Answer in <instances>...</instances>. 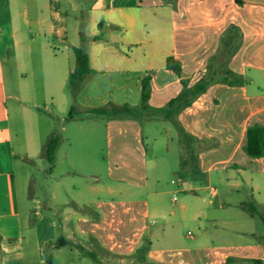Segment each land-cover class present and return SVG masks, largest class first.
<instances>
[{
    "label": "crops",
    "instance_id": "1",
    "mask_svg": "<svg viewBox=\"0 0 264 264\" xmlns=\"http://www.w3.org/2000/svg\"><path fill=\"white\" fill-rule=\"evenodd\" d=\"M43 1L0 0V264H29L15 175L17 160L23 157L14 150L6 63L17 59L18 48L25 50L32 23L56 39V49L59 45L64 50L84 46L88 54L94 73L86 77L74 96L65 98L63 88L75 61L59 81L62 105H71L79 112V119L113 102L131 107L142 104V82L148 76V104L159 110L181 94L182 80L192 87L208 75L218 74L206 93L175 115L179 127L159 115L144 121L129 117L109 121L106 139L112 147L102 157L114 162L108 171L122 185L104 184L101 176L94 175L96 183L89 187L90 197L72 200L73 209L61 213L60 245L53 246L57 251L51 264H250L246 262L253 260L264 264V208L263 220H249L255 214L247 203H219L220 208L227 206L226 213L235 219L211 220L207 227L205 220H197L198 215L191 217L196 220H155L162 218L163 212L149 201H156L160 194V149L169 154L168 140H174L165 123H173L178 132L180 186L186 185V176L194 182L204 175L211 180L214 171L229 177L230 170L246 176L250 169L264 177V158H251L244 149L247 128L264 126V0H95L91 25L97 28L90 36L79 28L80 45L68 38L64 0ZM66 2L73 11L78 10L75 0ZM31 15L35 22L29 20ZM47 16L50 21L43 22L41 18ZM15 17L22 18L21 30ZM84 22H80L81 27ZM100 34L102 38L95 40ZM230 39L233 44L229 50L238 49L225 55L224 45ZM170 57L181 64V77L167 69ZM227 71L237 75L241 83L226 82ZM59 139L60 145L62 136ZM125 160L149 161L153 174L141 176L128 164L126 169L132 173L128 177L125 166L120 167ZM115 170L121 174L116 175ZM249 182L252 191L262 187L255 179ZM243 184L234 183L236 189ZM196 190L195 186L190 188L191 192ZM116 197L121 200L116 201ZM82 206L90 212L80 213ZM42 207V201L32 197L33 216L41 222ZM189 223L195 225L197 235L188 236V232L184 238ZM188 238L193 242L187 243ZM144 244L147 253L140 260L137 250Z\"/></svg>",
    "mask_w": 264,
    "mask_h": 264
},
{
    "label": "rangeland",
    "instance_id": "2",
    "mask_svg": "<svg viewBox=\"0 0 264 264\" xmlns=\"http://www.w3.org/2000/svg\"><path fill=\"white\" fill-rule=\"evenodd\" d=\"M78 10L73 11L64 0L63 18L66 19L68 38L76 45H80L78 31L81 28L90 36L97 27L91 25V8L95 0H75ZM47 0L43 1L46 4ZM43 22L50 21V17L41 18ZM31 22L36 18L31 15ZM84 22V27L80 22ZM16 27L21 30L22 18L15 17ZM109 33H106V35ZM84 35V34H83ZM27 45L25 50L18 48L17 61L6 63V83L8 86V105L12 123L13 144L16 153L23 159L17 160L15 171L20 205L22 212L23 228L25 235V251L29 264H49L50 257H56L57 248L53 246L59 241L58 220L62 219L64 210L73 209V201H85L89 196V187L96 182L94 175L101 176L104 184L119 187L122 182L115 181L108 171V166L114 162L107 161L105 152L112 145H107V126L112 115H88L78 118L79 112L73 111L74 121H70V106L62 105L60 93V79L62 74L70 68L75 61L72 49L64 50L59 44L56 49V39L45 29H38L34 23L27 30ZM81 36V35H80ZM93 46L90 45V49ZM57 55V58H56ZM57 59V60H56ZM69 81V78H68ZM65 98L70 97L68 83L63 88ZM141 103L136 106L139 112L133 115L139 121H144L147 114L140 109ZM110 107H121L114 102ZM81 115V114H80ZM85 115V113H84ZM67 121L64 122V120ZM65 126V130L62 128ZM164 127L171 128L174 140H168L169 154L162 148L159 161L161 173L160 194L156 201L149 199L154 207L156 204L163 212V217H155V220H205L210 227L211 220H234L226 213V208H220L219 203L230 205L236 202H245L249 206L254 205L259 215L254 219L263 220L261 213L264 208V177L261 174H253L249 169L246 176L239 172L227 173L214 171L211 180L204 175L199 182H194L190 176H186V185L180 186L178 178L181 176L179 158L178 132L173 123H165ZM159 128L161 129L160 125ZM161 131H163L161 129ZM165 132V131H164ZM109 134L111 135L110 131ZM160 139V132H159ZM53 136H62V141L57 150V163L51 171V166L46 157V145ZM65 138H70L71 141ZM149 153L150 150H149ZM144 174L152 175L151 162L145 160L120 162V167L125 166V174L132 175L126 168L127 165ZM119 167V170H120ZM219 168L222 166H218ZM217 167V168H218ZM115 174L119 175L115 170ZM219 175V176H218ZM224 177L225 182L220 178ZM261 182L259 191H252L253 187L249 179ZM177 184H172V181ZM229 181V183H228ZM239 181L246 183L239 189L234 183ZM193 182V183H190ZM247 184V185H246ZM197 187L196 192H191V187ZM185 188L188 191L183 190ZM80 192L83 193V198ZM32 197L42 201L41 213L44 221H38L32 213ZM176 198V201L174 200ZM121 200L120 197L115 198ZM89 209L82 206L80 213H89ZM187 217L188 219H182ZM193 216V218H191ZM220 227L222 224H219ZM190 232V234H188ZM197 235V229L193 223H189L184 230V238ZM187 243L193 242L186 239Z\"/></svg>",
    "mask_w": 264,
    "mask_h": 264
},
{
    "label": "trees",
    "instance_id": "3",
    "mask_svg": "<svg viewBox=\"0 0 264 264\" xmlns=\"http://www.w3.org/2000/svg\"><path fill=\"white\" fill-rule=\"evenodd\" d=\"M140 3L144 0H139ZM82 42L86 41L83 33L80 34ZM102 38V35H98L95 37V40H99ZM232 39L226 41L224 45L223 54L228 55L232 54L234 50L238 49L236 46L234 49L229 50V45H232ZM75 54V67L74 70L69 75L68 81V89L72 96H74L80 88L81 83L88 77L93 74L94 71L90 67V61L88 54L84 48V46L74 47L73 48ZM166 67L168 70L173 71L178 76H182V67L181 64L176 61L174 58L170 57L167 60ZM218 71V70H217ZM226 82L231 84H239L240 78L232 72H225ZM217 72L208 75L203 78L200 82L196 83L194 86L190 87L189 82L182 80L183 91L180 95L173 98L167 105V107L154 110L152 109L148 101L151 97V77H146L142 82V104L140 109L149 116H163L164 119L173 122L177 127L179 124L174 121L175 115H177L180 111L192 105V103L202 94L206 93L211 84L215 81V77L217 76ZM139 109L136 107H131L129 105H124L121 107H102L93 109L87 112L88 115H112L113 117H132L135 115ZM73 108L70 111V118H73ZM180 131H183L182 128H179ZM59 136H53L49 139L46 145V157L51 166V171L55 168L56 163V152L59 146ZM245 152L251 158H264V126L260 124H254L247 128L246 133V144H245ZM248 209L252 214L259 215L258 210L254 205L248 206ZM262 216V215H261ZM263 218V217H262ZM67 244V242H65ZM60 244L58 243L57 246ZM82 251H85L81 248ZM147 253V247L144 244L141 248L137 250V255L140 257V260L144 259ZM91 257L93 256L91 253H88ZM49 264H51V257L48 260ZM250 264H263L262 261L253 260L250 262H246Z\"/></svg>",
    "mask_w": 264,
    "mask_h": 264
},
{
    "label": "built area",
    "instance_id": "4",
    "mask_svg": "<svg viewBox=\"0 0 264 264\" xmlns=\"http://www.w3.org/2000/svg\"><path fill=\"white\" fill-rule=\"evenodd\" d=\"M174 200H176V198H174Z\"/></svg>",
    "mask_w": 264,
    "mask_h": 264
}]
</instances>
